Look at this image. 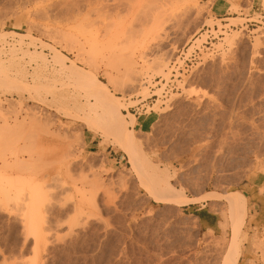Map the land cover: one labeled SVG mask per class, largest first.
I'll use <instances>...</instances> for the list:
<instances>
[{"label":"rangeland","instance_id":"rangeland-1","mask_svg":"<svg viewBox=\"0 0 264 264\" xmlns=\"http://www.w3.org/2000/svg\"><path fill=\"white\" fill-rule=\"evenodd\" d=\"M73 1L0 0V264H220L232 236L222 198L208 233L195 205L151 197L71 62L118 98L143 173L185 197L245 196L238 264H264V0H221L225 16L220 0ZM21 178L32 217L5 197Z\"/></svg>","mask_w":264,"mask_h":264},{"label":"bare ground","instance_id":"bare-ground-1","mask_svg":"<svg viewBox=\"0 0 264 264\" xmlns=\"http://www.w3.org/2000/svg\"><path fill=\"white\" fill-rule=\"evenodd\" d=\"M87 1V0H86ZM50 2V0H49ZM65 2V1H64ZM74 2L73 0H71V3ZM76 2V1H75ZM81 2V1H79ZM84 2V1H82ZM81 2V3H82ZM91 2V1H90ZM116 2V0H115ZM120 2V0H119ZM86 3V2H85ZM89 2L87 1V4ZM93 4V2H91ZM69 4V2H68ZM91 4V5H92ZM119 4V3H118ZM122 5V4H121ZM77 7V6H76ZM88 7V6H87ZM116 8V7H115ZM94 34V33H93ZM2 36V35H1ZM229 39V38H228ZM226 40V39H225ZM107 41V39H106ZM20 42V41H19ZM228 42V41H227ZM106 43V42H105ZM99 44H102L101 42ZM108 44V42H107ZM109 45V44H108ZM43 47V46H42ZM113 47V46H112ZM111 47V48H112ZM126 49V48H125ZM18 51V50H17ZM90 54V53H88ZM125 55V54H124ZM88 57V56H86ZM125 58L123 59L124 61V66L126 69H128L130 71V66L131 64L127 61L126 56H124ZM55 58V62L62 64L63 63V59L55 54L54 56ZM91 59V58H90ZM162 61V60H161ZM1 64V63H0ZM63 65V64H62ZM3 66V64H2ZM5 67V66H3ZM69 68L73 69L74 74L77 76L76 79L78 78V82H80L81 84H83L84 86L87 87L88 90V94L90 96L93 97L94 102L91 103L92 104V109H99L100 108V117L101 118V123H103V127H107L109 128L110 132L114 135L113 137L118 140V141H123V143L126 144V146L128 147L127 153L129 155V160L132 163L133 168L135 169V172H137L139 174V176L142 178V181L145 185V187L147 188V191H149L148 193L151 194V197L154 200H157L159 202H163L166 204H178V205H185V204H189L192 202H198L200 200H209V199H213V198H222L225 202V210L219 211L220 213V221L218 222L220 225V229H222V231L225 233L226 229L229 228L231 230V238L227 243V247L226 250L224 252V255L221 258V262L220 264H238V260H239V255L241 253V240L245 239V235L242 234V228L243 225L245 224V219L248 215L247 213V201L245 196L238 191H232V192H226L225 194H219L217 192L214 191H207L205 194H203L201 197L199 198H189V197H185L183 195V193L178 192L175 188H173V186H171V184L168 182L167 179L163 178L164 175H162V177H160L159 175H155L154 171L153 172H148V174H146V172H142L141 170H143L142 168L140 169V161L138 159V156L135 155L134 153V137L130 131V129L127 128L126 126V122L123 120V115L120 114L119 112V108H120V104L119 102L116 100V98H114L112 96V94L110 95L108 93V91L105 89V87L103 86L104 84L102 82H100L99 80L96 79L95 75L89 71H84V70H80L79 68H75L74 63L68 66ZM51 68V66H50ZM54 68V67H53ZM132 70V69H131ZM3 71H1L0 73H2ZM5 72V71H4ZM72 73V72H71ZM133 73V72H132ZM73 74V75H74ZM1 75V74H0ZM131 75V74H130ZM6 78H5V77ZM1 77V76H0ZM129 77V76H128ZM130 78V77H129ZM133 79V77H132ZM10 81V79H8V76H6L5 74L1 77V81L3 83H9L8 81ZM13 80V79H12ZM0 81V82H1ZM13 82L15 83V81L13 80ZM12 82V83H13ZM11 83V84H12ZM20 83V82H19ZM17 83H15L16 85ZM22 86V83L21 85ZM27 86V85H26ZM121 86V85H120ZM11 87V86H10ZM18 87V86H16ZM33 87V85H32ZM50 87V86H49ZM1 88V87H0ZM9 88V87H8ZM13 88V87H12ZM85 92V91H84ZM87 95V94H86ZM88 101V100H87ZM90 103V102H89ZM88 103V104H89ZM5 109V108H4ZM91 109V108H90ZM73 110V109H72ZM67 113V112H66ZM6 114V113H5ZM8 114V113H7ZM71 115V114H70ZM126 116V115H125ZM49 117V116H48ZM77 117V116H75ZM90 118V117H89ZM10 119V118H9ZM12 119V118H11ZM92 121L94 119H91ZM14 121V120H13ZM100 121V120H98ZM2 122V120H1ZM95 122V121H93ZM5 123V122H4ZM3 123V124H4ZM47 123V122H46ZM98 123V122H97ZM18 123H16V125L13 126H19L17 125ZM22 124V123H21ZM90 124V123H89ZM92 124V123H91ZM106 125V126H104ZM3 126V125H2ZM6 126L8 127L9 125L6 124ZM6 126H5V130H6ZM12 127H8V129H13ZM22 127V125H21ZM34 127V126H33ZM95 127V126H94ZM1 128V127H0ZM3 128V127H2ZM7 129V130H8ZM23 130V129H22ZM21 130V131H22ZM107 129V131H109ZM2 131V129H1ZM0 131V132H1ZM17 131V130H16ZM4 132V131H2ZM6 132V131H5ZM119 143V142H117ZM27 145V144H25ZM24 149V148H23ZM26 149V147H25ZM24 149V150H25ZM7 152V151H6ZM9 153V152H8ZM10 154L14 157L13 160L14 162H17V155L15 154V152H10ZM9 154V155H10ZM1 155V154H0ZM4 155V154H2ZM11 155L9 157H11ZM7 156V155H6ZM6 156H2L1 157V162L2 164L6 165V162L8 160V158H6ZM140 158V157H139ZM24 162V161H23ZM26 163V162H25ZM24 163V164H25ZM14 164V163H11ZM23 164V165H24ZM9 164L7 163V167ZM11 167V166H10ZM144 167V166H143ZM144 171V170H143ZM145 171H147L145 169ZM157 173H159L158 171H156ZM2 177V176H1ZM31 178V177H30ZM9 179V178H8ZM10 186H8L9 184H7L6 189H4V193L7 192L9 193L10 190H12L14 192V194L16 195V200H20L19 202L21 203V208L22 210H24L26 216H31L35 210L37 209L38 206V202H39V195H38V189L35 185L30 184L29 182H27V179L25 180L24 178L21 179H17L16 182L12 181L10 182ZM33 183V182H31ZM39 183V182H37ZM2 183H0L1 185ZM5 183H3L4 185ZM38 185V184H37ZM142 185V186H144ZM1 187H3L1 185ZM0 187V188H1ZM5 187V186H4ZM2 190V188L0 189ZM40 190V189H39ZM42 190V189H41ZM1 193V191H0ZM5 193V197L8 196L9 194ZM11 193V192H10ZM7 194V195H6ZM41 195V194H40ZM200 196V195H199ZM10 196H8L9 199ZM15 197V196H14ZM19 198V199H18ZM7 199V197H6ZM5 199V200H6ZM15 200V199H12ZM7 201V200H6ZM5 201V202H6ZM9 201V200H8ZM7 201V202H8ZM16 202V201H15ZM3 203V202H2ZM17 203V202H16ZM4 204V203H3ZM14 204V203H13ZM41 204V203H40ZM39 204V205H40ZM16 205V204H15ZM5 207V206H4ZM12 207V206H11ZM19 207V206H18ZM11 209V208H10ZM15 209V208H14ZM5 211V210H4ZM10 211V210H9ZM2 212V211H1ZM8 212V211H7ZM17 213V212H16ZM23 214V211H22ZM24 214V215H25ZM15 215V214H14ZM20 215V214H19ZM260 215V214H259ZM22 217V215H20ZM32 217V216H31ZM34 217V216H33ZM30 218V217H29ZM35 219V218H33ZM33 221V220H32ZM28 222H30L28 220ZM36 222V221H34ZM32 223V222H31ZM38 224V223H37ZM29 225V223H28ZM36 225V224H35ZM24 226V224H23ZM29 227H32L29 226ZM34 227L30 229L32 230ZM29 229V228H28ZM29 230V231H30ZM35 231V230H34ZM31 232V231H30ZM33 232V230H32ZM210 232V230H208V233ZM222 232V233H223ZM257 232V231H256ZM223 233V234H224ZM35 234V233H34ZM37 237V236H36ZM35 239V238H34ZM224 239V238H223ZM37 241V238L34 240ZM35 243V242H34ZM257 243V242H256ZM254 243V244H256ZM34 247V246H33ZM257 247L259 249H264V243L263 241H259V243H257ZM38 249V248H37ZM35 254V253H34ZM38 258V257H37ZM34 259V258H33ZM28 261V260H27ZM29 263V261H28ZM27 264V263H26Z\"/></svg>","mask_w":264,"mask_h":264},{"label":"crops","instance_id":"crops-1","mask_svg":"<svg viewBox=\"0 0 264 264\" xmlns=\"http://www.w3.org/2000/svg\"><path fill=\"white\" fill-rule=\"evenodd\" d=\"M202 1H207V0H202ZM220 1L216 2L215 6H214V10L216 12V15H218V16H225L228 13V10L226 9V5L224 3H222V1L221 2ZM244 193H246V195L252 200V203L254 205L260 204L262 206V202H261L262 198L258 195V193H254L253 196L250 195V193H253V192H248V191L244 190ZM201 196H198V197H189V198H199ZM189 204L190 205L191 204L192 205H195L194 210L196 211L195 214L197 215L198 220L201 223H204L205 224V227H206V230L207 231L208 230L212 231L213 228H214V225L207 218L206 219L205 218L204 219L202 218L203 215L205 214V212H206V214H210L209 211H204L203 210V208H205L206 200H200L198 202H192V203H189ZM189 204H185V205H189ZM207 216H210V215H207ZM258 217H259V214H258ZM258 217L256 216V218H258ZM258 228L264 230V222H263V225L258 226Z\"/></svg>","mask_w":264,"mask_h":264},{"label":"built area","instance_id":"built-area-1","mask_svg":"<svg viewBox=\"0 0 264 264\" xmlns=\"http://www.w3.org/2000/svg\"><path fill=\"white\" fill-rule=\"evenodd\" d=\"M260 7H261V9H262V5H260ZM260 14H264V13L260 12Z\"/></svg>","mask_w":264,"mask_h":264}]
</instances>
